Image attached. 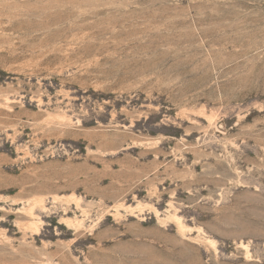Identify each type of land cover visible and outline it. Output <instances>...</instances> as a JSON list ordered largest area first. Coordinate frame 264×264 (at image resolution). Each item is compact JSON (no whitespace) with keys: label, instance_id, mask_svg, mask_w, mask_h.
<instances>
[{"label":"rangeland","instance_id":"obj_1","mask_svg":"<svg viewBox=\"0 0 264 264\" xmlns=\"http://www.w3.org/2000/svg\"><path fill=\"white\" fill-rule=\"evenodd\" d=\"M0 264H264V0H0Z\"/></svg>","mask_w":264,"mask_h":264}]
</instances>
